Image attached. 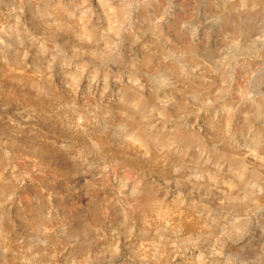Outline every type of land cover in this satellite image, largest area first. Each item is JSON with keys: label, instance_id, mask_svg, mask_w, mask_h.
<instances>
[{"label": "rangeland", "instance_id": "rangeland-1", "mask_svg": "<svg viewBox=\"0 0 264 264\" xmlns=\"http://www.w3.org/2000/svg\"><path fill=\"white\" fill-rule=\"evenodd\" d=\"M0 264H264V0H0Z\"/></svg>", "mask_w": 264, "mask_h": 264}, {"label": "bare ground", "instance_id": "bare-ground-1", "mask_svg": "<svg viewBox=\"0 0 264 264\" xmlns=\"http://www.w3.org/2000/svg\"><path fill=\"white\" fill-rule=\"evenodd\" d=\"M84 31V30H83ZM148 58V57H147ZM144 59H145V57H144ZM144 59H142V56H141V61L143 62V61H145ZM147 60H149V59H147ZM146 60V61H147ZM157 199H158V197H157ZM155 199L153 198V196H148L147 195V202H146V204H147V206L145 205V210L146 211H148L149 209H151V211L153 210V212L155 211V209L156 208H154L155 206H154V204H155ZM152 203V204H151ZM150 204H151V206H150ZM160 207V206H159ZM169 207V206H168ZM158 208V207H157ZM166 209H167V207H166ZM162 211L164 210V209H161ZM172 210V209H171ZM166 211H168V210H166ZM150 212V211H149ZM165 212V211H164ZM143 213V212H142ZM158 214H161V213H158ZM142 215V214H141ZM184 215V214H183ZM144 217L145 218H147L146 217V215H144ZM143 217V218H144ZM156 218V217H155ZM159 218V217H158ZM153 226H156V228H158L160 231H163V225H162V223L161 222H159V224L157 223V225H154V224H152ZM161 227V228H160ZM142 254V253H141Z\"/></svg>", "mask_w": 264, "mask_h": 264}]
</instances>
